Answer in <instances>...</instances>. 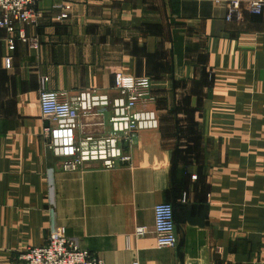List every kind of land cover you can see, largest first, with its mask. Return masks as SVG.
Segmentation results:
<instances>
[{
  "label": "crops",
  "instance_id": "0c3cea01",
  "mask_svg": "<svg viewBox=\"0 0 264 264\" xmlns=\"http://www.w3.org/2000/svg\"><path fill=\"white\" fill-rule=\"evenodd\" d=\"M229 1L40 0L13 51L0 32V264L53 227L101 264H264V9L238 0L227 21ZM116 71L149 77L157 129L124 145L129 164L61 171L39 92L112 95ZM107 132L106 115L79 118L77 137ZM160 202L172 248L155 246Z\"/></svg>",
  "mask_w": 264,
  "mask_h": 264
},
{
  "label": "built area",
  "instance_id": "2783aa9c",
  "mask_svg": "<svg viewBox=\"0 0 264 264\" xmlns=\"http://www.w3.org/2000/svg\"><path fill=\"white\" fill-rule=\"evenodd\" d=\"M39 1L0 0V32L8 35L9 51H13L16 41L26 40L24 27L38 22ZM239 7L238 0L229 1L225 19L230 21ZM62 8L63 12L58 17L61 20L68 17L71 7L65 3ZM263 9L264 0H248L247 10L251 15L259 16ZM30 47L37 50V42L32 40ZM4 64L9 69L11 58L6 57ZM112 89V95L95 89L78 91L73 95L66 91L44 89L39 92L38 107L45 122L42 136L61 171H78L90 164H98L103 169L129 164L131 157L124 153V145L131 146L142 132L157 129L158 116L150 108L155 104L156 97L149 77H133L116 71ZM105 115L108 123L106 134L76 136L80 117L103 118ZM147 232L145 226H138L134 236L140 238ZM153 233L157 248L175 247L176 226L173 208L168 202L153 206ZM17 261L20 264H101L88 251L82 250L75 239L61 235L56 227L51 228L42 246L26 248L18 254ZM132 264L138 262L134 260Z\"/></svg>",
  "mask_w": 264,
  "mask_h": 264
}]
</instances>
